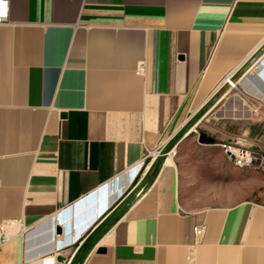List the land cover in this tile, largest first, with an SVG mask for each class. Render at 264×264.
I'll list each match as a JSON object with an SVG mask.
<instances>
[{
    "label": "crops",
    "instance_id": "1",
    "mask_svg": "<svg viewBox=\"0 0 264 264\" xmlns=\"http://www.w3.org/2000/svg\"><path fill=\"white\" fill-rule=\"evenodd\" d=\"M0 17V225L25 227L0 264H264V202L187 208L171 156L134 176L233 89L264 119V0H0Z\"/></svg>",
    "mask_w": 264,
    "mask_h": 264
},
{
    "label": "rangeland",
    "instance_id": "2",
    "mask_svg": "<svg viewBox=\"0 0 264 264\" xmlns=\"http://www.w3.org/2000/svg\"><path fill=\"white\" fill-rule=\"evenodd\" d=\"M225 90L224 86L217 97ZM231 96L234 97L227 101L223 99L222 103L212 112H208L200 122L194 117L190 118L168 143L160 144L157 148L149 150V153L145 152V155L149 156L145 158L144 165L148 164L150 167L160 159L167 158L173 151L171 158L179 170L181 198L187 208L228 205L241 195H248L253 200L264 202V170L234 166L221 148L215 145L228 143L264 154L259 139V136L264 134V119L258 118L261 113L254 112L251 102L247 99H244V102L251 112L246 106L245 109L238 110L236 107L238 102L235 99L242 95L233 89ZM213 102L212 100L207 104L203 113L209 110ZM247 111L251 113L249 118L234 117L236 113L245 115ZM202 134L211 138L213 143H201ZM247 181L253 184L249 189L246 186ZM258 183L261 186H255Z\"/></svg>",
    "mask_w": 264,
    "mask_h": 264
},
{
    "label": "built area",
    "instance_id": "3",
    "mask_svg": "<svg viewBox=\"0 0 264 264\" xmlns=\"http://www.w3.org/2000/svg\"><path fill=\"white\" fill-rule=\"evenodd\" d=\"M3 17H0V21ZM141 67H139V71H141ZM223 82L226 83L229 87L235 88V82H233L232 78L227 75L223 78ZM252 110L254 112H260V106L251 104ZM215 145L219 146L226 156V158L236 167L245 168L250 167L254 169H263L264 170V154L257 150H252L243 146L232 145L228 143H216ZM149 153V151H145ZM149 156L148 154H144L142 161L137 166V170L134 173L135 178L141 179L147 172L148 164L144 165L145 158ZM63 223L64 220L61 216L60 218ZM54 228L52 230L54 234ZM25 231V227L21 222L18 224V229H13L10 227L9 223H2L0 225V247L9 241L10 239L21 236ZM204 233V225H195L193 227V234L196 238L202 237Z\"/></svg>",
    "mask_w": 264,
    "mask_h": 264
},
{
    "label": "water",
    "instance_id": "4",
    "mask_svg": "<svg viewBox=\"0 0 264 264\" xmlns=\"http://www.w3.org/2000/svg\"><path fill=\"white\" fill-rule=\"evenodd\" d=\"M200 142L201 143H213V140L211 138H208L206 137L204 134H202L200 136ZM99 192V191H98ZM53 229L50 228V232L52 231ZM60 232V228L59 227H55V230H54V233H59ZM105 252V249L104 248H98L97 249V253H104Z\"/></svg>",
    "mask_w": 264,
    "mask_h": 264
},
{
    "label": "bare ground",
    "instance_id": "5",
    "mask_svg": "<svg viewBox=\"0 0 264 264\" xmlns=\"http://www.w3.org/2000/svg\"><path fill=\"white\" fill-rule=\"evenodd\" d=\"M172 152H173V151H171V153H170V155H169V156H171V155H172ZM166 160H167V159H166Z\"/></svg>",
    "mask_w": 264,
    "mask_h": 264
}]
</instances>
